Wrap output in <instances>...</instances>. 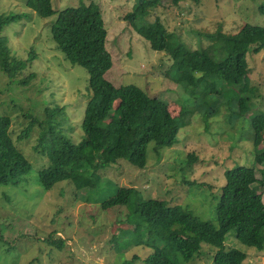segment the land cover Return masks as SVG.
I'll return each instance as SVG.
<instances>
[{
  "label": "rangeland",
  "instance_id": "rangeland-1",
  "mask_svg": "<svg viewBox=\"0 0 264 264\" xmlns=\"http://www.w3.org/2000/svg\"><path fill=\"white\" fill-rule=\"evenodd\" d=\"M90 2L100 6L107 30L105 47L112 65L104 77L115 86L134 84L149 96L158 97L168 104L173 116L178 114L180 103L190 104L186 115L189 123L179 129L177 142L171 147L158 153L149 143L143 168L120 159L99 171L96 189L77 190L71 182L62 181L47 191L37 177L47 161L38 150L40 126L35 122L29 137L18 142L15 138L31 119L45 120L46 108L62 107L63 132L75 143L81 140V122L90 95L88 73L64 58L49 28L59 10ZM134 2L51 0L56 12L41 17L23 0H0V14H26L1 31L10 54L28 62L30 49L34 52L17 76L20 80L32 74L26 85L10 80L0 70V114L10 117V135L31 163L20 184L0 185V264H144L149 250L141 248L138 227L123 222L127 207L103 209L102 199L120 187H133L145 198L188 206L199 218L217 226L216 204L225 183L224 171L244 165L253 167L260 178L253 159L257 139L252 137L250 122L256 113L264 112V48L248 51L245 56L246 86L254 92L252 108L245 116L235 114L237 102L234 99L228 106L223 93L206 99V103L185 98L181 88L168 78L169 55L150 48L124 19ZM262 2L200 0L197 4L181 1L172 5L161 0L149 19L159 18L166 30L174 32L189 48L202 51L216 40V31L233 34L246 23L264 27V15L259 13ZM206 110L209 114L205 118ZM190 153L197 159L187 164ZM252 186L264 202V186ZM229 234L226 246L246 253L242 264H264V244L257 251ZM49 235L53 241L61 240V246L47 243ZM214 250L201 243L200 253L187 264H212ZM135 254L138 257L134 258Z\"/></svg>",
  "mask_w": 264,
  "mask_h": 264
},
{
  "label": "trees",
  "instance_id": "trees-1",
  "mask_svg": "<svg viewBox=\"0 0 264 264\" xmlns=\"http://www.w3.org/2000/svg\"><path fill=\"white\" fill-rule=\"evenodd\" d=\"M23 1L41 17L56 12L51 0ZM169 1L178 5L181 1L197 4L200 0ZM160 3L161 0H135L124 19L150 48L169 55L172 62L168 78L181 88L185 98L206 103V99L212 100L223 93L228 97V106H232L234 99L237 102L235 114L245 116L252 108L251 94L254 93L246 86L245 56L248 51L264 48V27L246 23L233 34L216 31V40L199 51L189 48L174 32L167 31L159 18L149 19L151 11ZM259 13L264 15V0ZM23 16L26 14H0V70L10 80H18L17 76L28 66L34 52L30 49L28 62L12 56L1 31ZM49 31L64 58L86 69L90 95L79 142H73L63 132L62 107L46 108L45 120L31 119L15 138L18 142L29 137L35 122L40 126L38 150L47 161L37 177L45 190L62 181L71 182L77 190L96 189L99 171L105 167L124 159L143 168L149 143L159 153V149L177 142L179 129L189 123L186 115L190 104L180 103L178 114L173 116L168 104L158 97L149 96L134 84L115 86L104 77L112 58L105 47L107 30L97 3H80L59 10ZM31 75L18 82L26 85ZM208 114L206 110L205 118ZM10 124V117L0 114V185L20 184L31 169V163L10 135ZM250 125L252 137L257 139L253 159L259 166L260 178L256 177L253 167L244 165L224 171L225 183L216 204L217 226L199 218L188 206L145 198L133 187H120L114 195L101 200L103 209L127 207L123 222L138 227L141 248L149 250L144 264H187L200 253L201 243L215 249L212 264H242L246 253L225 244L231 232L246 247L257 251L263 248L264 202L252 185L264 186V112L256 113ZM196 159L193 153L187 154L186 163ZM45 241L58 247L62 244L61 240L53 241L51 235Z\"/></svg>",
  "mask_w": 264,
  "mask_h": 264
}]
</instances>
